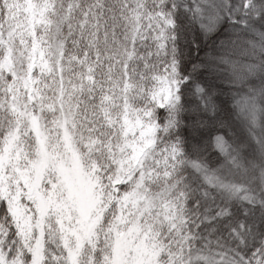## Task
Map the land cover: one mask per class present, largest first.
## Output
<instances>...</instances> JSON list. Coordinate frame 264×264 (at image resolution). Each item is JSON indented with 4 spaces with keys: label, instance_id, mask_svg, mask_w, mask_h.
<instances>
[{
    "label": "snow or ice",
    "instance_id": "6c2138e0",
    "mask_svg": "<svg viewBox=\"0 0 264 264\" xmlns=\"http://www.w3.org/2000/svg\"><path fill=\"white\" fill-rule=\"evenodd\" d=\"M0 264H264V0H0Z\"/></svg>",
    "mask_w": 264,
    "mask_h": 264
}]
</instances>
